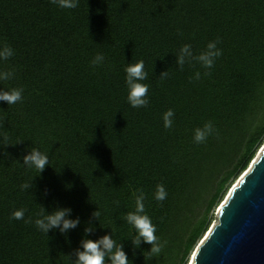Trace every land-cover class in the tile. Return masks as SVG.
I'll use <instances>...</instances> for the list:
<instances>
[{"label":"trees","instance_id":"trees-1","mask_svg":"<svg viewBox=\"0 0 264 264\" xmlns=\"http://www.w3.org/2000/svg\"><path fill=\"white\" fill-rule=\"evenodd\" d=\"M216 40L223 55L210 75L176 64L183 45L199 54ZM3 45L15 54L0 70L15 76L0 88L23 89V99L0 102V264H70L89 225L88 239L112 232L133 264H186L264 143V0H79L75 9L0 0ZM97 55L105 59L93 67ZM138 61L149 104L134 109L124 69ZM168 109L171 129L161 119ZM207 122L215 134L193 143ZM4 137L19 143L4 148ZM33 147L50 161L39 176L23 164ZM158 184L168 193L163 202L153 199ZM137 190L163 244L155 256L143 252L150 245L132 248L123 221ZM56 207L70 208L80 225L39 232L41 208ZM20 209L24 219H12Z\"/></svg>","mask_w":264,"mask_h":264},{"label":"clouds","instance_id":"clouds-1","mask_svg":"<svg viewBox=\"0 0 264 264\" xmlns=\"http://www.w3.org/2000/svg\"><path fill=\"white\" fill-rule=\"evenodd\" d=\"M50 3L61 9H75L79 5V0H50ZM219 40L209 42L206 49L199 54L193 52L190 44L183 45L178 54L176 55V64L182 70L185 64H199L204 76L210 75V71L216 60L219 59L223 52L217 46ZM14 50L8 46H0V61H7L14 56ZM103 55H97L93 61L92 66L96 67L104 62ZM125 86L127 89V103L134 109L147 107L149 104L148 92L149 86L142 83L148 79V74L144 70L143 61H138L134 64H128L125 69ZM162 77L167 75V71L160 74ZM15 76L13 71L0 70V82L12 80ZM202 73L196 71L193 79L199 81ZM23 99V89L19 88H0V102H5L7 105H14L21 102ZM175 113L173 110L168 109L162 113L161 119L165 129H171L173 126V118ZM215 134V128L212 122H207L202 128H196L193 135V143L200 145L206 143L208 138ZM5 143L2 147L15 146L19 143H8L7 137H4ZM23 164L29 170L38 172V176L43 173L47 166H50L48 154L42 152L39 148L33 147L28 155L23 157ZM30 187L29 183L21 185V189ZM71 188V185H67ZM134 198V210L128 212L123 221L129 226L131 232V244L134 250H141L142 244L150 245V249L143 252H148L152 255H158L162 252L163 244L159 237L156 235L157 227L153 223L151 217L145 211L146 196L143 191L137 190L132 193ZM168 193L163 184L156 186L153 194V199L157 202H163L167 199ZM118 206V202H117ZM72 210L70 208L56 207L51 213H48L44 208H41L37 214L34 224L36 229L43 233L48 234L52 230L58 229L61 234H66L70 230L76 229L81 221L77 217L71 218ZM25 211L20 209L12 214V219H24ZM100 213L95 211L93 216L99 221ZM94 230L92 225L85 227L84 237L81 239L79 247L75 250V259L68 256L70 264H133L129 259L128 254L124 250L122 243H117L113 239V233L105 234L104 236L92 240L88 239V235Z\"/></svg>","mask_w":264,"mask_h":264},{"label":"water","instance_id":"water-1","mask_svg":"<svg viewBox=\"0 0 264 264\" xmlns=\"http://www.w3.org/2000/svg\"><path fill=\"white\" fill-rule=\"evenodd\" d=\"M191 257L190 264H264V147L230 188Z\"/></svg>","mask_w":264,"mask_h":264},{"label":"rangeland","instance_id":"rangeland-1","mask_svg":"<svg viewBox=\"0 0 264 264\" xmlns=\"http://www.w3.org/2000/svg\"><path fill=\"white\" fill-rule=\"evenodd\" d=\"M264 146V143L261 145V147L256 151V153H255V155H254V157H253V159H252V161L259 155V151L261 150V148ZM251 161V162H252ZM251 162L249 163V165H248V167H247V169L250 167V164H251ZM246 169V170H247ZM245 172V171H244ZM243 172V173H244ZM242 173V174H243ZM242 174H240L231 184H230V186L228 187V189L226 190V192L224 193V195H223V197H222V200L220 201V204L221 203H223V201L225 200V198L227 197V195H228V193H229V191H230V188L232 187V186H234L236 183H237V181L239 180V178H240V176L242 175ZM217 222V209H215L214 210V212L212 213V215H211V219H210V224H209V226H208V230L206 231V233L210 230V228L215 224ZM206 233H205V235H206ZM204 236V235H203ZM203 238V237H202ZM202 238L198 241V243L202 240ZM197 243V244H198ZM196 248V247H195ZM194 248V249H195ZM194 252V250L192 251V253ZM191 253V254H192ZM191 254L189 255V257H188V260H187V263L186 264H188L189 262H190V257H191Z\"/></svg>","mask_w":264,"mask_h":264},{"label":"bare ground","instance_id":"bare-ground-1","mask_svg":"<svg viewBox=\"0 0 264 264\" xmlns=\"http://www.w3.org/2000/svg\"><path fill=\"white\" fill-rule=\"evenodd\" d=\"M263 147H264V146H263ZM263 147H262V148H263ZM262 148H261V149H262ZM260 152H261V150L258 152L259 155H260ZM259 155H258V156H259ZM258 156H257V157H258ZM257 157H256V158H257ZM256 158H255V159H256ZM255 159H254L253 161H255ZM253 161L251 162V165H252ZM251 165H250V166H251ZM237 183H238V181H237ZM237 183H236V184H237ZM227 196H228V195H227ZM206 234H208V232H207ZM204 236H206V235L204 234ZM204 236H203V237H204ZM191 256H192V255H191ZM191 262H192V257H190V262H189L188 264H190Z\"/></svg>","mask_w":264,"mask_h":264}]
</instances>
